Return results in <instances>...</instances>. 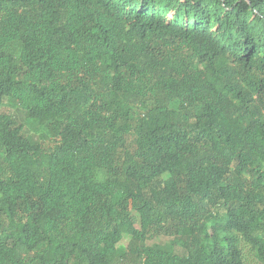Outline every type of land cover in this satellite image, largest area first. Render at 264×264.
<instances>
[{"label":"trees","instance_id":"1","mask_svg":"<svg viewBox=\"0 0 264 264\" xmlns=\"http://www.w3.org/2000/svg\"><path fill=\"white\" fill-rule=\"evenodd\" d=\"M244 244L264 264V0H0V264Z\"/></svg>","mask_w":264,"mask_h":264},{"label":"rangeland","instance_id":"2","mask_svg":"<svg viewBox=\"0 0 264 264\" xmlns=\"http://www.w3.org/2000/svg\"><path fill=\"white\" fill-rule=\"evenodd\" d=\"M16 113L18 116V120L21 122H25L27 130L29 131L31 136L35 139H38L39 134L42 132V128L38 125V123L33 120L24 121L23 116L20 113L19 109L16 111ZM162 240L165 241L166 239L162 238ZM242 247H243L244 258L247 264H262V262H260L257 259L255 252L250 246L244 244Z\"/></svg>","mask_w":264,"mask_h":264}]
</instances>
